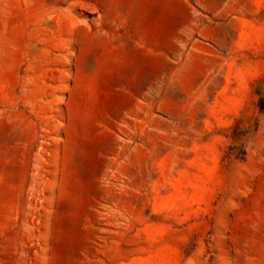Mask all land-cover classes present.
I'll return each mask as SVG.
<instances>
[{
    "label": "rangeland",
    "instance_id": "1",
    "mask_svg": "<svg viewBox=\"0 0 264 264\" xmlns=\"http://www.w3.org/2000/svg\"><path fill=\"white\" fill-rule=\"evenodd\" d=\"M264 0H0V264H264Z\"/></svg>",
    "mask_w": 264,
    "mask_h": 264
},
{
    "label": "trees",
    "instance_id": "2",
    "mask_svg": "<svg viewBox=\"0 0 264 264\" xmlns=\"http://www.w3.org/2000/svg\"><path fill=\"white\" fill-rule=\"evenodd\" d=\"M259 108H260L261 111H264V101H263L262 105H260Z\"/></svg>",
    "mask_w": 264,
    "mask_h": 264
}]
</instances>
